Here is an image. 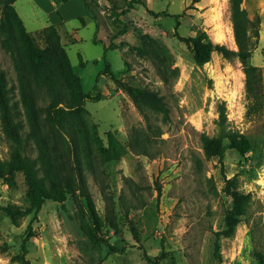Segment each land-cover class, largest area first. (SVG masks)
<instances>
[{
	"label": "rangeland",
	"instance_id": "1",
	"mask_svg": "<svg viewBox=\"0 0 264 264\" xmlns=\"http://www.w3.org/2000/svg\"><path fill=\"white\" fill-rule=\"evenodd\" d=\"M46 1L17 0L16 8L30 31L42 29L46 13L35 4L46 7ZM77 1L85 4V0ZM129 1L90 0L99 24L110 31L108 43L114 41L118 49L106 52L103 43L93 42L98 39L95 19L90 26L78 20L70 23L68 31L76 26L84 40L66 46L85 93L95 87L105 69L106 54L115 73L101 78L104 98L87 102L86 117L97 126L105 144L106 133L112 131L128 151L105 164V177L95 179L85 171L90 201L76 193L62 203L48 200L37 215L10 216L4 208L26 209L28 186L22 172L16 173L12 185L0 178V264H151L140 247L152 258L163 251L171 253L176 264H264V113L248 112L240 61H228L213 52L209 63L197 66L191 48L180 39L205 32L212 43L236 50L229 0H216L198 11L193 0H146L145 7L138 6L142 14L132 17L128 16ZM244 7L251 18L261 19L260 42L249 63L262 69L264 81V0H244ZM2 12L0 8V20ZM171 14L182 18L180 26H175V16L167 17ZM140 36L156 39L171 52L173 67L179 68L173 83L166 85L151 60L138 54ZM4 37L0 30V38ZM34 38L43 46L40 35ZM0 68L18 99L12 58L1 45ZM115 79L150 88L163 97L160 111L151 114L150 122ZM222 102L228 128L244 133L252 142L253 149L244 158L234 150H228L223 161L204 155L200 136L219 135ZM146 138L154 142L151 152L157 157L132 149L147 142ZM8 150L0 133V159L8 157ZM233 192L246 196L247 214L232 236L220 238V252L215 256V233L226 228ZM91 205L101 237L123 251L112 252L95 238ZM160 264H172V260Z\"/></svg>",
	"mask_w": 264,
	"mask_h": 264
},
{
	"label": "trees",
	"instance_id": "2",
	"mask_svg": "<svg viewBox=\"0 0 264 264\" xmlns=\"http://www.w3.org/2000/svg\"><path fill=\"white\" fill-rule=\"evenodd\" d=\"M15 2L16 0H0V8L3 9L0 30L5 34L4 38H0V45L11 55L19 96L18 99L14 98L6 72L0 68V133L8 142L9 149L8 157L0 159V178L12 185L16 173L22 172L28 186V205L25 210L4 209L10 216L37 215L48 200L62 203L75 193L89 200L85 171L95 179L105 177V164L119 160L127 153L128 147L112 131L106 133L105 144L97 126L86 117L87 102H97L104 98L99 88L101 78L113 77L115 73L106 54L105 69L97 78L95 87L85 93L82 80L72 66L57 27L50 25L39 32L43 46H38L35 35L27 31L18 15ZM136 5H144L143 0H130L127 4L128 11ZM149 12L155 14L153 11ZM229 13L236 50L212 43L205 32L180 39L191 48L197 66L209 63L213 52H218L228 61H240L245 73L248 112L264 113L262 69L249 63L260 42L261 19L250 17L244 7V0H229ZM92 17L94 18V14ZM139 39L141 44L137 48L138 54L151 60L166 85L173 83L179 76V68L173 67V55L168 48L149 36H140ZM93 42L103 43L96 37ZM104 47L106 52L119 48L114 41ZM115 80L150 122L151 114L160 111L159 100L163 97L150 88ZM218 114L219 135L202 133L200 136L206 159L217 157L223 161L228 150H234L244 158L253 149L251 140L244 133L228 128L225 102L219 104ZM146 141L133 145L132 149L140 155L157 157L158 154L151 152L154 142L149 138ZM232 182L233 180H228V183ZM232 195L233 211L226 217V228L215 233V256L220 252V238L232 236L242 221V216L247 214L246 196L237 192ZM145 206L144 202L141 207ZM90 208L89 217L95 238L107 245L112 252L123 251L101 237L98 216L94 206L91 205ZM140 250L143 251L145 260L151 264H160L168 258H171L172 264H176L171 253L163 251L152 258L144 248L140 247Z\"/></svg>",
	"mask_w": 264,
	"mask_h": 264
},
{
	"label": "crops",
	"instance_id": "3",
	"mask_svg": "<svg viewBox=\"0 0 264 264\" xmlns=\"http://www.w3.org/2000/svg\"><path fill=\"white\" fill-rule=\"evenodd\" d=\"M146 0H143L144 5H141L143 7L146 6L145 3ZM216 0H193V5L197 9V11L203 10L206 7H209L211 4H213ZM17 2V0H16ZM16 2L14 3L15 9L22 19L26 29L28 32L36 35L39 32H41L44 28L50 26V25H55L59 31V34L61 36V42L65 46L67 50V44L71 42H82L84 39L81 36V33L76 26H71V31H68V26L70 23L74 22L75 20H78L81 22L82 26H90L93 19L99 21L97 15H95V10L94 7L90 5V0H85V4H83L80 1L77 0H48L46 1L48 4H46V7H41L39 3L35 4V7H40L43 9L44 13H46V19L43 23L42 29L38 31H30L25 23L24 18L20 15L16 8ZM64 3L65 6H62L60 8V5ZM138 6L136 5L131 11L128 13V16L132 17L133 15H139L142 14L141 10H139ZM38 9V8H37ZM65 9V13L62 15L60 13L61 10ZM147 12V10H145ZM149 11V10H148ZM152 11V10H150ZM150 13V12H149ZM199 14H202L201 11L198 12ZM92 14H94V18L92 17ZM151 14V13H150ZM153 15V14H152ZM26 17H28V14H25ZM176 17V25L175 26H180L182 22V18L179 17L178 15L171 14L167 17ZM96 29H98V39L103 42V44L107 47L109 46L110 43H108L109 38L111 37L110 31L108 30L107 26L104 24H99V22L96 25ZM97 31V30H96ZM102 34V38L100 35ZM110 36V37H109ZM67 41V43H66ZM116 41V40H115ZM68 52V51H67Z\"/></svg>",
	"mask_w": 264,
	"mask_h": 264
}]
</instances>
